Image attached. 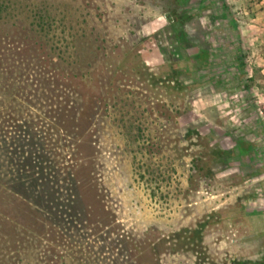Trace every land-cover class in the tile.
Returning a JSON list of instances; mask_svg holds the SVG:
<instances>
[{
	"label": "rangeland",
	"instance_id": "rangeland-1",
	"mask_svg": "<svg viewBox=\"0 0 264 264\" xmlns=\"http://www.w3.org/2000/svg\"><path fill=\"white\" fill-rule=\"evenodd\" d=\"M60 1L88 20L79 53L96 82L85 80L81 93L95 119L81 156L99 193L84 190L74 206L97 219L53 224V243L26 237L17 254L3 252L7 259L264 264V0ZM200 50L210 61L198 73ZM130 119L142 124L145 145L128 141L121 120ZM238 140L254 147L250 156L239 154ZM139 168L158 172L154 197ZM63 211L69 221L73 210Z\"/></svg>",
	"mask_w": 264,
	"mask_h": 264
},
{
	"label": "trees",
	"instance_id": "trees-1",
	"mask_svg": "<svg viewBox=\"0 0 264 264\" xmlns=\"http://www.w3.org/2000/svg\"><path fill=\"white\" fill-rule=\"evenodd\" d=\"M87 27L81 8L73 10L60 0H0V264H15L3 252L17 254L26 237L53 243V224L65 222L78 228L86 217L97 219L74 206L84 190L94 188L99 193L93 183L96 171L84 169L90 159L81 156L82 145H92L89 130L95 119L87 115L81 93L85 80L96 82L95 74L88 78L83 73L79 53L81 43L89 38ZM177 39L182 46L188 43L182 31H177ZM193 58L194 71L208 68L207 51L200 50ZM239 64L244 67L243 61ZM121 121L130 143L146 144L142 124ZM236 145L243 157L254 151L242 140ZM140 151L145 158L156 155L147 148ZM229 155L221 153V160ZM134 161H139L138 156ZM139 169L140 180L154 197L150 183L157 184L158 172ZM67 207L73 210L69 221L61 216ZM102 210L104 219L109 210L106 206ZM48 264L67 262L59 257L48 259Z\"/></svg>",
	"mask_w": 264,
	"mask_h": 264
},
{
	"label": "crops",
	"instance_id": "crops-1",
	"mask_svg": "<svg viewBox=\"0 0 264 264\" xmlns=\"http://www.w3.org/2000/svg\"><path fill=\"white\" fill-rule=\"evenodd\" d=\"M260 19H263V18H259V21H260ZM262 28L264 29V26ZM261 31H264V30H261ZM261 72H263V71H261Z\"/></svg>",
	"mask_w": 264,
	"mask_h": 264
}]
</instances>
